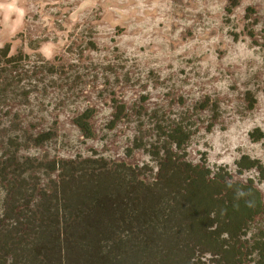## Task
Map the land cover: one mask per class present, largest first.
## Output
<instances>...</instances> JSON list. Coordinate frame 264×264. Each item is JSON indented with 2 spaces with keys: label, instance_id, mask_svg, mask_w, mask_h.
Returning a JSON list of instances; mask_svg holds the SVG:
<instances>
[{
  "label": "trees",
  "instance_id": "obj_1",
  "mask_svg": "<svg viewBox=\"0 0 264 264\" xmlns=\"http://www.w3.org/2000/svg\"><path fill=\"white\" fill-rule=\"evenodd\" d=\"M27 58L6 47L0 50V189L7 193L0 201V264L9 259L11 264H204V253L213 256L209 264H264V229L256 227L257 218L264 219L262 195L252 179L244 183L228 169L186 162L187 153L174 149L186 144L187 125H155L159 135L147 151L158 163L155 176H148V165L105 158L24 155L30 145L56 137L53 131L28 133L9 111L12 105L28 104L36 70L51 75L57 68L46 61L30 65ZM117 106L112 127L125 113L123 104ZM211 106L206 100L199 104ZM92 116L89 110L74 120L88 135L94 133ZM252 138L260 141L264 134L257 129ZM236 163L238 174L256 170L264 180L259 160L243 155ZM226 181L246 185L253 206L241 201L234 208ZM251 229V240L242 241Z\"/></svg>",
  "mask_w": 264,
  "mask_h": 264
},
{
  "label": "clouds",
  "instance_id": "obj_2",
  "mask_svg": "<svg viewBox=\"0 0 264 264\" xmlns=\"http://www.w3.org/2000/svg\"><path fill=\"white\" fill-rule=\"evenodd\" d=\"M249 9L253 10L251 14ZM56 21L80 32L88 45H96L89 52L91 67L107 73L116 60L145 86L142 93L137 92L136 81L122 89L119 103L129 109L146 95L157 115L166 113L175 124L187 125L185 116L197 105L205 100L210 104L220 101L211 115H201L203 124L196 122L189 130L183 149H174L181 155L187 153L186 162L193 166L203 162L210 170H230L238 167L237 156L243 159L247 155L248 143H259L252 137L257 129L264 132V0H0V50L32 26L39 30L31 38L36 44L37 62L50 63L61 47ZM245 26L259 42L244 32ZM173 92L178 94L174 105L168 102ZM247 93L256 101L251 108L247 106ZM180 97L184 104L179 103ZM89 110L93 111L98 134L88 135L74 123ZM67 111L73 122L63 134L60 150L73 159L75 155L87 156L90 149L105 159L124 158L125 149L151 120L150 114H134L135 118L125 120L113 132L117 105L109 102L94 106L77 100L68 105ZM213 116L220 123L213 122ZM222 123L228 125L226 132L220 131ZM156 136L152 143H156ZM23 154L41 157L43 150L32 144ZM197 155L203 159H196ZM249 159L264 164V145L260 155ZM138 164L158 170L150 152L142 151ZM225 183L233 191L234 208L241 201L246 207L253 206L246 185ZM253 187L264 196V183L260 187L254 183ZM6 195V190L0 189V201ZM225 214L226 209H222L221 215ZM211 215L214 218V213ZM254 231L248 230L241 240H251ZM222 238L227 239L228 234ZM253 256L258 258V253ZM200 259L209 264L213 256L204 253Z\"/></svg>",
  "mask_w": 264,
  "mask_h": 264
},
{
  "label": "rangeland",
  "instance_id": "obj_3",
  "mask_svg": "<svg viewBox=\"0 0 264 264\" xmlns=\"http://www.w3.org/2000/svg\"><path fill=\"white\" fill-rule=\"evenodd\" d=\"M229 11V10H228ZM252 9H249V13H252ZM231 12V11H229ZM56 27V36L61 47L58 50L56 57L51 61L53 65H56V70L51 75L40 73L39 69L36 70V75H32L30 87L31 92L29 94L28 104L25 106L12 105L9 111L12 114H17L20 118V126L24 128L28 133L33 132L35 134L45 131H53L56 133V137L46 142L45 144L39 145L40 149L43 150V155L37 157L39 159H73L70 158V154L62 152L60 146L64 132L72 127L73 116L67 111V107L74 101H84L90 105L99 106L102 103H112L113 105H120L119 97L124 87L132 84L136 81L135 76L127 71L124 65H118V61L113 60L114 67L107 73L101 72L99 69L93 68L89 65V52L91 49L96 47L95 44L88 45L86 38L80 32L75 29L60 25L58 21L54 22ZM38 29H34L29 26L25 33L20 34V38L13 39L11 42L5 45L9 49L10 53L16 54L22 52L28 55L27 61L30 65L35 64L37 66H43L45 63L37 62V56L34 51L36 44L31 38L38 33ZM244 32L249 36L253 37L254 42H259V38L255 37L254 33L248 31L245 26ZM190 35V33H189ZM118 51V49H116ZM118 65V66H117ZM28 68V66H26ZM32 70V69H31ZM35 75V76H34ZM115 79H112V76ZM28 76H31V72H28ZM264 81V76L261 77ZM143 85L139 81H136V90L138 93H142L144 90ZM258 91L260 89H257ZM177 93H169L168 102L170 104H176ZM239 99V97H237ZM227 101V97L224 98ZM247 106L251 108L256 101L253 99L251 93L246 94ZM207 101V100H206ZM262 104H264V97L261 98ZM51 102V103H50ZM220 101H217L210 108H202L199 105L192 112L186 114L185 119L188 121L187 127L192 128L196 122L203 124L201 115H211L218 107ZM231 101H229L230 103ZM26 103V102H25ZM180 104H184V99L180 97ZM243 107V104L241 105ZM260 107V105H257ZM125 113L123 118L118 121L113 127L112 131L115 132L123 126V122L128 119L135 118L134 114H144L145 116L151 115V120L143 125V131L138 135L134 142H139L142 138V148H134V142L125 149V157L117 159H107L117 163H125L132 167L139 166L138 157L142 154V151L147 152L149 149V143L152 142V138L155 136V128L152 124L162 125L167 127L171 124L167 114L157 115L156 112L152 111V104L149 101V97L146 95L140 96V102L137 103L133 108L129 109L124 105ZM214 109V110H212ZM202 110H211L209 112H202ZM238 114L243 115L238 110ZM213 122L220 123L216 120V117H212ZM92 130L98 134V126L94 119H90ZM211 129H209L210 131ZM228 125L222 123L220 131L226 132ZM264 134V132H263ZM111 136L112 133L110 132ZM264 145V138L259 141L258 144L248 143L247 155L255 157L261 154V146ZM119 151L118 148L115 149ZM25 151V150H24ZM23 151V153H24ZM103 158L96 152L95 149H90L87 156L75 155V158ZM201 160L202 157L197 155L195 157ZM240 157L237 156V160ZM147 165V164H146ZM152 171H147L148 176H155L157 169L155 167L148 166ZM214 170V169H213ZM229 170V169H228ZM234 180L247 182L252 179L256 184V187H260L264 180L260 179L259 174L256 170L244 171L242 174L237 173V167H233L229 170ZM264 202V196H262ZM256 227L264 229V219L262 217L257 218Z\"/></svg>",
  "mask_w": 264,
  "mask_h": 264
}]
</instances>
